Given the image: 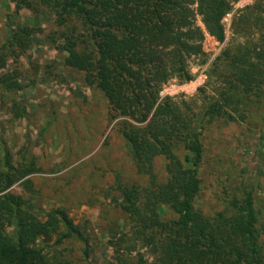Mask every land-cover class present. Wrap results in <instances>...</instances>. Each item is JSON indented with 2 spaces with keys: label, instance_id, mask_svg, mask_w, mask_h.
<instances>
[{
  "label": "rangeland",
  "instance_id": "374dc122",
  "mask_svg": "<svg viewBox=\"0 0 264 264\" xmlns=\"http://www.w3.org/2000/svg\"><path fill=\"white\" fill-rule=\"evenodd\" d=\"M8 2L14 3L12 9ZM228 4L220 18L222 33L206 22L207 3L187 4L180 20L184 25L179 26L178 16L174 19V27L184 33L180 37L186 47L180 52L176 44L148 43L153 48L145 50L153 56L143 66L131 65L143 79L141 88L136 84L132 89L146 95L144 104L146 99L154 103L149 118L167 99L179 113H202L225 88L218 77L219 67L227 64L224 68L232 74L242 73L238 67L231 70V53L240 47L239 53L256 63V51L264 56V0H229ZM14 7L13 0H0V165L9 153L18 171L12 184L0 191V199L6 194L20 196L39 222L55 219V227L32 243L42 250L48 264L158 262L163 253L160 243L154 244L156 239L149 234H136L120 205L118 188V183L138 188L142 191L139 202L146 208L144 192L151 172H139L120 129L125 121L144 127L149 118L140 122V114L134 117L113 109L106 93L88 80L92 73L94 81L97 73L94 60L88 70L67 66L68 52L62 48L65 38L61 36L69 30L58 28L55 17ZM228 12L231 16L225 19ZM23 31L30 32L25 36V51L10 44L17 56L6 54L2 46L15 33L24 35ZM138 36L142 41L146 37ZM164 120V127L174 124L170 116ZM199 131L205 154L198 207L211 214L223 210L226 200L247 185L262 216L264 240V93L247 118L236 122L215 116ZM162 139L172 141L174 152L186 154L183 146L174 148L176 137ZM170 161L168 154L154 158L158 180L169 178ZM161 207L166 217H175L166 206ZM66 219L80 235L64 236L69 233ZM1 228L11 234L15 222L0 211Z\"/></svg>",
  "mask_w": 264,
  "mask_h": 264
},
{
  "label": "trees",
  "instance_id": "16d2710c",
  "mask_svg": "<svg viewBox=\"0 0 264 264\" xmlns=\"http://www.w3.org/2000/svg\"><path fill=\"white\" fill-rule=\"evenodd\" d=\"M16 10L31 9L35 14L50 13L55 17L58 28H68L62 48L68 52L67 66L78 70H88L94 60L97 73L88 76L106 93L109 103L122 114L139 116L143 122L150 116L154 105L146 95L132 88L142 87V76L132 68L133 63L145 65L150 55L145 47L153 48L160 44H176L181 52L186 43L182 41L180 27L175 28L174 19L179 26L184 25L187 4L196 0H13ZM207 3L204 11L206 22L211 28L222 33L220 18L230 7L229 0H200ZM47 13V14H48ZM180 13V16H179ZM175 23V24H174ZM182 23V25H181ZM58 33V29L55 31ZM17 36L15 33L9 43L2 47L8 55H15L10 44L25 51L26 37L30 32ZM135 35V36H132ZM138 35H146L144 40ZM148 43L152 46H149ZM240 47L230 54L231 67L240 68L241 75L232 74L222 65L218 77L223 79L225 88L202 113H179L174 103L167 99L159 111L149 118L144 127L129 124L121 126L129 150L139 167V172H151V180L144 192L146 208L139 202L142 191L127 184L118 183L121 189L120 203L130 218L136 234L156 239L158 249L163 252L158 262L153 264H264V240L261 215L256 207V198L246 185L240 193H234L226 200L223 210L207 213L200 209L198 202L202 191L201 168L204 162V143L199 128L205 121L215 116H223L238 122L247 118L264 93V56L258 53L259 61L247 59L239 53ZM5 54V55H6ZM139 54V55H138ZM137 55L139 56L137 58ZM179 56V52L177 54ZM153 61V60H151ZM224 61L225 60H221ZM222 68V69H221ZM235 71V70H234ZM135 78L130 80V78ZM150 84V81H147ZM12 86L13 83H9ZM128 89H127V88ZM132 89V90H131ZM129 91L131 95L126 92ZM146 106V107H145ZM171 117L174 124L164 127V117ZM162 136L177 140L174 148L183 146L186 154L181 156L173 151L172 141L165 142ZM174 142V141H173ZM173 144V145H172ZM168 154L169 178L158 180L154 172V158ZM0 165V191L6 190L16 179L17 169L13 166L9 153ZM31 169H28L29 171ZM166 206L175 215L166 217ZM0 211L15 229L7 234L0 229V264H48L42 250L32 243L38 235L47 234L55 227V219L39 222L24 206L22 197L6 194L0 199ZM63 213V211H62ZM66 218V217H65ZM67 220V219H66ZM69 233L78 234L72 221H65ZM160 237V238H159ZM157 238L158 241H157ZM88 252L87 250L85 251ZM142 264H151L142 261Z\"/></svg>",
  "mask_w": 264,
  "mask_h": 264
},
{
  "label": "crops",
  "instance_id": "0c3cea01",
  "mask_svg": "<svg viewBox=\"0 0 264 264\" xmlns=\"http://www.w3.org/2000/svg\"><path fill=\"white\" fill-rule=\"evenodd\" d=\"M13 6H14V3H12V2H8V8L12 9ZM14 8H15V7H14ZM17 14H19V13L17 12ZM17 16H18V15H17Z\"/></svg>",
  "mask_w": 264,
  "mask_h": 264
},
{
  "label": "built area",
  "instance_id": "2783aa9c",
  "mask_svg": "<svg viewBox=\"0 0 264 264\" xmlns=\"http://www.w3.org/2000/svg\"><path fill=\"white\" fill-rule=\"evenodd\" d=\"M230 16H231L230 12L226 13L225 19H228Z\"/></svg>",
  "mask_w": 264,
  "mask_h": 264
}]
</instances>
